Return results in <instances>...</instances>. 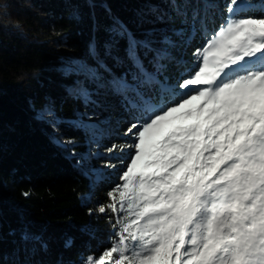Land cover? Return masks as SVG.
<instances>
[{"label": "snow or ice", "instance_id": "obj_1", "mask_svg": "<svg viewBox=\"0 0 264 264\" xmlns=\"http://www.w3.org/2000/svg\"><path fill=\"white\" fill-rule=\"evenodd\" d=\"M165 2L166 10L149 3L137 11L138 25H152L139 36L102 4L106 38L91 39L85 57L60 67L62 77L72 80L66 94L85 107L114 97L142 117L125 132L134 154L121 162V183L95 209L115 218L114 239L98 258L81 257L79 264H264V16L249 14L256 8L252 0H228L223 23L181 66L177 54L201 31V10L191 0ZM127 65L120 75L113 71ZM170 67L187 71L175 85L183 94L160 106L172 90L165 75ZM33 111L58 127L50 97ZM96 115L80 113L73 125L90 132L92 142L104 134L98 124L85 123ZM12 243V259L0 252V264H76L62 252L52 259L49 240L27 229ZM73 246L72 238L61 245L65 251Z\"/></svg>", "mask_w": 264, "mask_h": 264}, {"label": "trees", "instance_id": "obj_2", "mask_svg": "<svg viewBox=\"0 0 264 264\" xmlns=\"http://www.w3.org/2000/svg\"><path fill=\"white\" fill-rule=\"evenodd\" d=\"M94 2L95 8L90 7V0H0V9L7 10L11 19L20 24L19 28L0 24V252L5 261L12 259L10 254L15 248L12 241L18 240L22 229L48 239L54 253L52 259L62 252L66 262L76 264L88 255L98 258L114 239L115 218L110 221L107 215L95 214V209L108 202L106 193L118 182L113 175L105 182H96L77 163H88L83 152L88 151L85 142L91 133L73 125L80 113H120L131 123L142 120L141 113L124 108L114 97L99 107H85L66 94L65 88L72 80L62 77L60 67L74 55L85 57L91 39L104 41L109 20L102 4L128 23L137 36L144 28L152 27L149 24L141 27L135 22L137 11L149 3L166 10L168 4L165 0ZM208 2L224 7L228 0ZM252 2L256 8L249 14L264 16V10L258 8L262 6L261 0ZM204 5L205 0H191L192 8H200L205 25L218 30L221 25L218 17L224 21L226 12L218 11L211 18L202 12ZM203 40L201 28L190 38V47L177 54L182 56L181 66L193 59L194 50ZM124 47L121 42V56ZM144 64L149 72L154 71L147 59ZM129 68L127 65L113 71L120 75ZM165 75L172 90L161 98L160 106L176 97L175 85L179 82L176 76H186L187 71L170 67ZM46 97L51 98L58 127L34 117L33 106L40 109ZM68 139L79 145L68 148L56 142ZM98 140L91 141L88 147H95ZM100 141L106 145H126L130 140L114 135L103 136ZM89 209H93V215H89ZM86 228L88 232L84 231ZM11 230L17 232L16 237L8 235ZM66 238L74 242L70 251L61 247Z\"/></svg>", "mask_w": 264, "mask_h": 264}, {"label": "rangeland", "instance_id": "obj_3", "mask_svg": "<svg viewBox=\"0 0 264 264\" xmlns=\"http://www.w3.org/2000/svg\"><path fill=\"white\" fill-rule=\"evenodd\" d=\"M258 8H262L261 10H264V5ZM218 11L223 12L224 7L220 6L219 4L209 3L208 0H205V5L202 7V12H205L206 15L211 18H214L215 14ZM200 20L202 21V32L204 33V38L205 36L210 37L214 31L205 25V20L203 19V17H200ZM218 22H221V24L223 23L221 17H218ZM0 24L5 27H20V24L14 22L11 19L8 11L5 9H0ZM73 58H75V55L73 56ZM176 77L177 80H179L180 77L178 75ZM182 94V91L177 89L176 97L173 100L179 99ZM88 114L91 113L89 112ZM96 114L97 115L93 117L92 121L85 120V123L98 124L99 128L104 130V134L102 136H99L100 138H103V136L116 135L121 137H127L130 141H128L126 145H119L117 143H114L118 146L117 150L114 152H109L108 149L111 148L113 144L106 145L105 143L101 142L99 138L95 147L92 146L89 148L87 144L91 143V137H88L85 142V146L88 151L83 152V156L88 159V163H81L80 166L83 168L86 174L96 182H105L108 180V178H110L111 175H113L115 181L121 183V181H119L118 179L122 171L121 162L123 161L124 163H129L130 156L134 154V149L127 147V145H130L132 143L131 134L129 133L127 136L125 135V132L127 131L128 127H130V125L132 124V121L120 113L106 115L98 111ZM56 120L58 121L57 117ZM141 122L142 120L136 121V123ZM77 145L79 144L75 142L74 144H69L65 147L73 148ZM120 146H125L123 151L120 150ZM92 169L96 170L95 174H93V172L91 171Z\"/></svg>", "mask_w": 264, "mask_h": 264}]
</instances>
